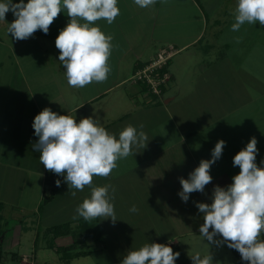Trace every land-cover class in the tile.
I'll return each mask as SVG.
<instances>
[{
    "label": "crops",
    "instance_id": "crops-1",
    "mask_svg": "<svg viewBox=\"0 0 264 264\" xmlns=\"http://www.w3.org/2000/svg\"><path fill=\"white\" fill-rule=\"evenodd\" d=\"M237 3L238 0H156L154 5L141 8L134 3V0H118L117 6L120 9V14L112 24H108L105 21L101 23L97 21L98 27L104 33H109L111 28L114 29L118 18L121 19L123 17L127 23H129V19H135L131 22V25H136L137 28L135 30L131 28L130 31L133 32V39L134 37L135 39H143L144 43L143 45H138V43L130 44L128 48H124L123 51L129 50L128 58L126 55L112 58L109 63L111 71L105 82H93L91 87L88 88L87 94L77 88L76 92L79 93L73 104L70 102L69 94L65 93L64 90H60L59 87H57V91H54L56 95L53 98L49 96L50 90L44 87L41 81L42 78L38 76L39 73L32 75L33 84L28 83L25 80V76L23 77L20 72H17V74L14 72L11 75L10 80L14 78L13 75L18 79H20L21 75L24 84L21 88L22 90H20L19 84L12 83L10 85V90H12L10 98L8 95L10 91H8L3 99V101L8 100L10 102L0 108V111H2V114H0V152L2 151L3 153V156L0 155V167L7 166L9 168L8 174H14L12 171H21L25 177L23 185L31 181L30 185H35V191L40 194L39 196L37 195V204L33 212L39 208L43 196L46 194L47 189L49 190L45 183L47 170L39 161L40 154L34 151L33 147L30 154V149L28 148L27 154L24 153L26 157L21 159V157H11L4 150L5 148H12L13 144L21 141L16 136L19 129L23 128L21 126L24 125L25 119L30 124V127L28 125V140L31 146L38 140L35 139L36 136L32 127L34 117L46 107L60 115H71L76 111L78 114L72 115V117L76 119L77 123H79L81 118L91 116L109 133L116 135L117 138L126 126L132 125L137 127L139 131L141 130L139 126L143 125L142 130L148 137L147 146L145 148L134 147L133 155L118 160L117 168L108 177H93V186L111 185L115 189L114 199L111 201L114 205L117 219L115 223L110 218L104 219L101 217L92 221H85L82 217H78L75 220L69 219L44 227L45 232L50 235L53 234L52 239L55 236L53 231L55 225L66 224L70 227L69 232L55 237L54 244L60 247H67L76 243L74 249L59 252L56 248L53 249L50 246L51 242L48 243V247L59 255L60 262L71 264L75 258L101 253L103 261L99 262V264H121L122 259L129 250H138L145 243H161L168 246L179 245L186 254L185 241L182 242V240L197 236V234L200 236L199 228L204 221L203 214L196 207V202L210 204L212 202L213 189L216 185L227 187L232 183V177L240 171L239 167L233 166V158L243 149L242 143L245 138H248L247 135L250 132L245 127L244 122L235 119H232L233 121L226 120L233 116V112L227 108L229 106V103H227L228 96H224V99L221 100L220 96L222 94L220 92H218V96L216 95L217 93L211 95L207 92L202 96L199 92L193 91L194 88L191 83L176 86L174 82H170L175 78V73H172L171 80L166 86L162 97H158L151 94L143 83L137 82L133 78V74L140 65L148 63L156 57L159 50L167 44H173L179 52L180 49L183 52V50L192 48L201 42L206 43V48H212L215 47L214 42L217 38V33L221 34L222 45L225 41V46H228L229 43L223 39H231L228 41L232 42L233 35L239 36L241 43L245 42L247 47H253L258 44V41L252 40V43L248 45L242 37L248 38L249 32H253L252 39L259 38L254 33H260L263 36L264 26H261L259 22L255 24L245 23L236 32L231 30L232 24L235 23L234 13ZM181 22H186L184 25L186 35L183 37L177 34L179 33L177 31H180L179 29H174V26H179ZM59 23L61 22L57 24ZM159 27L162 29H160L161 31H157ZM149 30L152 31L151 35H149ZM174 32L175 34H172ZM52 35L34 33L31 40L39 43L44 48L50 43V37L56 39L58 36L56 33ZM29 41L30 38L29 40L18 42L12 36L7 35L1 38L0 44L12 50L17 47H25L24 45L29 44ZM221 41L218 46H222ZM12 59L13 63L15 62L18 65L21 57L17 58L13 55ZM4 63L2 62V64ZM171 63L172 60L170 65ZM205 81L208 83V79H205ZM17 92H22L28 97V105L22 107H19V104L16 105L18 99L17 97L12 99V95L15 93V96H17ZM192 94L197 99L193 105H190L187 98ZM214 100L218 103L212 102ZM223 104L226 107L223 108ZM171 105L175 106L176 116L172 113ZM217 105L222 108V112L220 109V114L218 115L214 113L217 111V108H215ZM154 107H158L160 109L159 112H164V118L161 120H165L164 122L167 123V127L170 130L173 127V133H164L165 130H161L164 124L163 121L160 120L159 122L158 119L157 121L149 118L150 112ZM232 107L235 106L233 105ZM187 112L190 113V116L187 115ZM153 113L155 114L156 111H153ZM144 114H147L146 118L143 117L145 116ZM158 122H162L161 127L159 126L160 124H157ZM7 125L11 126V133ZM157 127L160 131L156 130ZM221 139L226 142V145L223 149L222 157L211 166L210 175L213 177L212 182L206 185L203 193H191L189 200L186 203L183 202L178 195L182 190L179 178L187 179L189 173L199 166L202 159H211V151ZM16 150L20 149L16 148ZM66 184L63 181L61 185L65 186ZM72 191H76V196H71L76 211V208L82 203H79V201L82 198L84 199L85 192L89 193L91 189L86 186L83 191L75 189H72ZM109 192L112 195L111 189H109ZM56 193L53 198L57 195ZM0 199L2 198L0 197ZM53 201L52 199L46 204H52ZM1 202L4 204L2 221H5L6 217L3 211L8 208L7 201L2 199L0 200ZM19 204L21 203L19 202ZM133 205L138 209L137 212L130 211ZM19 206L20 209L24 208L25 211L22 212L19 211V208H16L17 212L23 213L22 216L20 214L16 215L26 220L27 217H30L26 205ZM35 214H33L34 217ZM13 215L11 213L9 216L13 217ZM34 217L30 218L32 225L30 230L29 228L25 230V233L35 232L33 240L35 249L30 254L31 264H49L46 261L44 263L38 262L39 257L36 246L41 231V223L39 225V221H41L42 217L37 221H35ZM159 218L166 223V226L161 230L163 235H160L161 237L158 240L154 238V241L150 242L153 235L150 232L157 231V229L144 230L142 225L146 223L154 226ZM105 223L108 224V229L112 234L122 231L126 234L125 240H127V243L125 245L127 246L128 244L131 249L124 250V254L119 258H113L111 254H118L121 251V247H119V250H113L112 248L109 249L107 244L105 245L110 240L106 237L107 231L101 227ZM194 223L198 225H188ZM36 225H39V227H36ZM90 229L99 230L104 242L98 244L95 241L96 239L89 234ZM22 230L23 227H20L18 233H15L17 236L14 235L17 238L16 243H12L13 238H15L14 236L11 238L14 234L13 232L10 235L7 232L0 231L2 249L11 250L6 252L12 253L13 257L17 255L16 248L22 245ZM91 238L94 240H92L93 244L98 245L97 247L88 242ZM6 240H9L10 243L5 244ZM56 240L61 241L62 244H56ZM126 246L124 247L125 249ZM79 247H83V249H78ZM28 253L18 254H20V257L28 256ZM1 255L0 259L2 260ZM16 263L23 264L25 262L20 257L16 260Z\"/></svg>",
    "mask_w": 264,
    "mask_h": 264
},
{
    "label": "clouds",
    "instance_id": "clouds-1",
    "mask_svg": "<svg viewBox=\"0 0 264 264\" xmlns=\"http://www.w3.org/2000/svg\"><path fill=\"white\" fill-rule=\"evenodd\" d=\"M156 0H134L141 8L154 5ZM118 0H0V21L12 12L15 19L7 23V32L17 40H26L36 31L49 33L50 25L66 10L70 18L59 31L55 46L59 50V62L65 69L68 85L84 88L108 79L111 71L109 59L113 45L112 35L105 34L98 26L101 19L112 24L120 14ZM235 23L231 30L239 31L245 23L259 22L264 26V0H238L235 8ZM83 21V22H82ZM38 140L33 150L39 152V161L45 170L63 176L68 191L91 189L90 198H85L76 208L73 220L82 217L85 221L110 218L115 223V189L111 185L93 186V177H108L117 168V161L133 155V148H145L148 137L132 125L126 126L118 138L109 133L91 116L81 118L79 123L70 115H60L44 108L34 117L32 124ZM257 139L252 137L247 145L233 158V166L239 167L227 187L216 185L212 202H196L203 214L200 235L208 242L237 250L247 264H264V160L256 163ZM226 145L219 140L211 151V159H202L187 179L180 177L182 190L178 193L183 202L191 193H203L212 182L210 169L223 154ZM61 180L55 181L56 187ZM111 189L112 195H110ZM73 197L76 191H71ZM131 212L138 209L133 205ZM211 229V231H210ZM217 236L222 240L215 239ZM180 252H174L167 244L145 243L138 250H129L121 264H175ZM192 264H213L210 252L203 257L197 252L190 256Z\"/></svg>",
    "mask_w": 264,
    "mask_h": 264
},
{
    "label": "rangeland",
    "instance_id": "rangeland-1",
    "mask_svg": "<svg viewBox=\"0 0 264 264\" xmlns=\"http://www.w3.org/2000/svg\"><path fill=\"white\" fill-rule=\"evenodd\" d=\"M26 1L28 2V0H24V3H26ZM12 2L19 3L20 0H12ZM61 13L60 16H58V18L54 20L52 25H50L48 34H59V31L63 29L69 22L70 18L67 16L66 10ZM14 19L15 17L10 11L6 14V22L0 21V35L2 31L0 40L2 37H5L7 35L11 36V34H8L7 32V23L10 24ZM134 20L135 19H129V23H127L124 21L123 17L121 19L118 18L115 22L114 29L109 28V33L105 32V34L112 35L113 37V49L109 59V63L111 62V59L115 57L126 55L128 58L129 50L123 51V49L128 48L130 44L138 43V45H143V39H135V37L133 39V32L130 31L131 28H133L134 30L135 28H137L136 25H131V22ZM102 21L107 22L106 20L101 19L99 20V23H101ZM58 22L61 23L57 24ZM185 24L186 22H181L179 23V26H174V29L180 30L177 31L179 32L177 34L181 37L186 35V32H184ZM93 26H98V23L96 22ZM160 29V27L157 28V31H159ZM149 32V35H151L152 31L149 30ZM38 33L40 34L43 32L39 30L35 32V34ZM252 33L253 32L248 33V38H242L247 42L248 45L252 43V40L258 41V44L253 47H247L245 42H242V44L239 40V36L235 35H233L232 37V42L228 41L231 39H223L229 43L228 46H225V41L222 45V39L220 38L221 34L217 33V38L214 42L215 47L206 48V43L201 42L197 45H194L192 48L183 50V52L180 49V52L178 51L175 54L171 53L173 54V56L172 63L170 65V77H172V73H175V78L173 79V81H170V78L169 81L171 83L174 82L176 86H181L183 84L187 85L188 83H191L194 88L193 91H196V93L199 92V94L202 96L205 92L210 93L211 95L217 93V96L218 92H220L222 94V96H220L221 100L224 99V96H228L227 103H229V106H227V108L228 110H232L231 112H233V116L229 117L226 120L233 121L232 119H235L244 122L245 127L248 129L250 134L247 135L248 138L244 139L242 148H244L250 141V137H255L258 141L257 148L259 150L256 157V163L258 166H262L261 161L264 160V35L262 36V34L260 33H254L258 35L259 38L252 39ZM172 34H175V32ZM32 37H30V43L25 44V47L23 48L17 47L10 50L0 44V108L6 106L8 102H10L8 100L3 101V99L8 91H10L8 93L10 98L12 91L10 90V85L12 83L19 84L20 90H22L21 88L23 87L24 83L21 75L20 79L13 75L14 78L10 80L11 75L14 72L15 74H17V72L22 73L23 77L25 76L26 78L25 80H27V82L30 84H33L32 75H37L39 73L38 76L42 78L41 81L44 84V87L50 90L48 94L49 96L53 98L56 95L54 91H57V87H59L60 90H64L65 93L69 94L70 102L73 104L74 100L77 99L76 96H78L77 94L79 92H76L77 88H73L68 85L65 75V69L58 59L59 50L55 46V39L53 37H50V43L47 44V47L45 46L43 48L39 45V43L34 41L32 42ZM220 41L222 46H218L220 45ZM171 45L174 46L173 44H167L164 47H168ZM170 51L171 50H169V52ZM13 55L17 58L21 57L18 65L15 62L13 63ZM154 58L151 60H154ZM2 62L5 63L2 64ZM205 79H208V83H206ZM91 84L87 85L84 88L78 89L87 94L88 88L91 87ZM16 97L18 99L16 105L19 104V107L28 105V97H26V95H24L22 92H17V96H15V93H13L12 99ZM187 99L190 105H193L196 102L197 97H194V94H192L191 96H188ZM212 102L218 103L216 102V100ZM233 105L235 107H232ZM171 106V109L173 110L172 113L176 116V109L174 110L175 106ZM222 107L224 108L226 107V105L223 104ZM215 108H217V111L214 112L215 114H220V109L222 112V108H220L218 105ZM152 109L153 110H151V115L149 116V118L152 120L158 119L160 122V120L164 118V112H159L160 109H158V107H154ZM153 111H156V113L154 114ZM0 114H2V111H0ZM77 114L78 113L75 111L70 116ZM144 115L145 116L143 117L146 118L147 114ZM187 115L190 116V113L187 112ZM161 121L164 122L165 120ZM24 122V125L21 126L23 128L19 129L16 136V138H19L21 141L13 144L12 148L10 147L12 150L10 148L4 149L11 157L14 158H25V154H27L28 148L30 149L29 152L31 154V148L33 147V145L31 146L28 140V125L30 127V124L26 119L24 120ZM159 122L157 124H160L159 126L161 127L162 122ZM7 127L9 128V132L11 133V126L7 125ZM156 130L160 131L158 127L156 128ZM161 130H165L164 133H173V127H171L170 130V128L167 127L166 122H164ZM35 139L37 140L38 137H35ZM16 148H19L20 150L17 151ZM22 153L25 154L23 155ZM0 155L3 156L2 151L0 152ZM8 172L9 168H7V166L0 167V197L3 200L7 201L6 204L8 206V208H5V210L3 211L5 213L6 219L5 221H2L0 223V230L4 231V233L7 232V234L13 232L14 234L11 236L12 238L14 235L17 236V234L15 233H18L20 227H23L21 235L22 245L16 248L17 255L16 257H13L11 255L12 253L6 252L11 250L2 249V246L0 244V254H2V260L0 259V264H18L16 263V260L20 257H22L23 261L25 262L23 264L32 263L30 254H32V251H34L35 249L33 242L35 232L32 231L25 233V230L28 228L30 230V228L32 227L30 218L34 217L33 214L35 213V221L39 220V218L42 217L41 221H39V225L41 223V231L36 246L37 254L39 257L38 262L44 263L46 261L49 264H63L59 260V255L55 254V251L48 247V243L52 242L53 234L50 235L45 232L44 227H46L47 225H52L55 223L73 219V216L76 215V211L73 205V198H71L72 189L68 191L69 189L67 184L65 186L61 185V187H59V191L57 189L58 193H56L57 195L55 196V198H53L54 201L52 204H46L41 210H38L39 208H37V210L33 212V210H35V205L37 204V195L39 196L40 193H37L35 191V185H30L32 181L30 183L27 182L26 185H23V180L25 177L24 173H22L21 171H12L14 174H8ZM50 193L51 192L49 188V190L47 189L46 194ZM90 195L91 192H85L84 199L90 198ZM84 199L82 198L79 203L83 202ZM19 202L21 204H19ZM19 205H26L27 212L30 216L27 217L26 220L23 218L21 219L16 215L20 214L22 216L23 214L17 212L16 208H19V211H25L24 208L20 209ZM11 213L14 214L13 217L9 216L11 215ZM159 219L156 220V224L154 226L153 224L146 223H143L142 225L144 230L151 228L157 229V231L150 232L153 234L151 236L150 242H153L154 238H157L158 240L163 235V232H161V230L166 226V223L161 218ZM39 225H36V227H39ZM188 225L197 226L198 224L194 223ZM101 227L107 231L106 237L110 239L109 243H105V245L107 244L109 249L112 248L113 250H119V247H121V251H119L118 254L113 255L110 253L113 258H119L122 254H124V250L127 251L131 249L128 244L127 246L125 245V243H127V240H125L126 234L123 233L124 231L112 234V232H110V230L108 229V224H102ZM14 229H16L15 232ZM16 236H14L15 238H13L14 240L12 243L17 242ZM260 238L264 240V233L261 234ZM215 239L222 240V238L219 236H217ZM92 240L93 239L91 238L88 242H91L90 244H93L94 240ZM1 241L2 240H0V243ZM184 241L185 251L189 259H191L190 256L195 255L197 252L201 254V257L210 252V254L213 256V264H239L243 261L240 254H237L233 249L228 248L226 244H223L221 246L208 244V242L201 235L199 236L197 234V236H192L186 240H182V242ZM8 243H10V241L6 240L5 244ZM56 244H62V242L56 240ZM93 245L95 247L98 246L97 244ZM125 246L126 249L124 248ZM78 249H83V247H79ZM25 252H29V255L19 257L20 254L18 253L23 254ZM102 261L103 259L101 253H96L88 257L81 256L79 258H75L71 264H99V262Z\"/></svg>",
    "mask_w": 264,
    "mask_h": 264
},
{
    "label": "trees",
    "instance_id": "trees-1",
    "mask_svg": "<svg viewBox=\"0 0 264 264\" xmlns=\"http://www.w3.org/2000/svg\"><path fill=\"white\" fill-rule=\"evenodd\" d=\"M175 47V46H174ZM163 48V47H162ZM161 48V49H162ZM177 49V48H176ZM171 60H172V58H170L169 60H168V62L165 64V66L163 67V69L161 70L162 72H170V74H171V71H170V62H171ZM149 63V62H148ZM147 65V63H145V64H142V65H140L136 70H135V72H134V74L139 70V69H141V68H143V67H145ZM137 82H139V83H143L144 84V86H145V88L146 89H148L149 90V92L151 93V94H153L154 96H158V95H156L155 93H153L151 90H150V86L148 85V83L147 82H145V81H140V80H138ZM169 83V82H168ZM168 83L166 84V85H163L162 86V89H163V92L165 91V89H166V86L168 85ZM158 97H160V96H158ZM57 179H60L61 180V182L63 183V181H64V177L63 176H57L56 174H54V173H52V172H49V171H47L46 172V175H45V183H46V185L50 188V194H45L44 196H43V200H42V202H41V204H40V206H39V209L41 210L43 207H44V205L47 203V202H49L50 200H52L53 199V197H54V195H55V193H56V191H57V189L59 188V187H56V185H55V181L57 180ZM61 183V184H62ZM3 206H4V204L1 202L0 203V223L2 222V219H3V215H2V209H3ZM69 228L70 227H68V225H66V224H62V225H55L54 227H53V231H54V239H55V237H57V236H59V235H61V234H63V233H65V232H69ZM91 230V229H90ZM1 231V230H0ZM80 234H82V233H80ZM89 234H91V236L94 238V239H96L95 241L98 243V244H100L101 242H104V240L102 239V235H101V232L100 231H94V230H91L90 231V233ZM88 234V235H89ZM101 238V239H100ZM54 239H52V242L50 243V246L54 249V248H56V250L57 251H59V252H65V251H69V250H71V249H74L75 247H76V243L75 244H73V245H71V246H67V247H60V246H56L55 244H54ZM100 240H102V241H100ZM170 247L173 249V251L174 252H180V256H179V258L176 260V262H175V264H191L192 263V261H191V259H189V257L185 254V252H184V250L182 249V247H180L179 245H170ZM234 250V249H233ZM237 254H239V252L237 251V250H234ZM80 254V253H79ZM239 264H247V262H245V261H242L241 263H239Z\"/></svg>",
    "mask_w": 264,
    "mask_h": 264
},
{
    "label": "built area",
    "instance_id": "built-area-1",
    "mask_svg": "<svg viewBox=\"0 0 264 264\" xmlns=\"http://www.w3.org/2000/svg\"><path fill=\"white\" fill-rule=\"evenodd\" d=\"M169 50H171L169 52ZM178 52L174 46L163 47L159 50L158 55L154 58V60L149 61L147 65L141 69H139L135 74L134 78L136 81H145L150 86V90L158 96L163 95L162 86L166 85L170 80V72H162L161 70L168 62L170 58H172L173 54Z\"/></svg>",
    "mask_w": 264,
    "mask_h": 264
}]
</instances>
